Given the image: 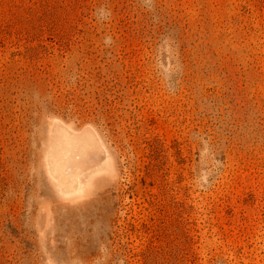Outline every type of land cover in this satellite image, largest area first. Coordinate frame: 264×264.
Wrapping results in <instances>:
<instances>
[{
  "label": "rangeland",
  "instance_id": "374dc122",
  "mask_svg": "<svg viewBox=\"0 0 264 264\" xmlns=\"http://www.w3.org/2000/svg\"><path fill=\"white\" fill-rule=\"evenodd\" d=\"M0 264H264V0H0Z\"/></svg>",
  "mask_w": 264,
  "mask_h": 264
},
{
  "label": "bare ground",
  "instance_id": "6f19581e",
  "mask_svg": "<svg viewBox=\"0 0 264 264\" xmlns=\"http://www.w3.org/2000/svg\"><path fill=\"white\" fill-rule=\"evenodd\" d=\"M84 192H85V190L82 189V187H81V188H78V189L75 190V195L76 196H81V195L84 194Z\"/></svg>",
  "mask_w": 264,
  "mask_h": 264
}]
</instances>
